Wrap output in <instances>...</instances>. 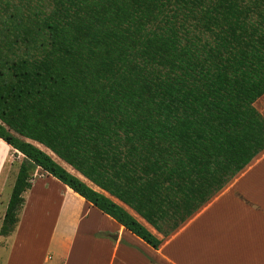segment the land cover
I'll return each instance as SVG.
<instances>
[{
    "label": "trees",
    "instance_id": "1",
    "mask_svg": "<svg viewBox=\"0 0 264 264\" xmlns=\"http://www.w3.org/2000/svg\"><path fill=\"white\" fill-rule=\"evenodd\" d=\"M263 94L264 0H0V235L40 169L157 249L146 224L167 237L264 149Z\"/></svg>",
    "mask_w": 264,
    "mask_h": 264
},
{
    "label": "crops",
    "instance_id": "2",
    "mask_svg": "<svg viewBox=\"0 0 264 264\" xmlns=\"http://www.w3.org/2000/svg\"><path fill=\"white\" fill-rule=\"evenodd\" d=\"M253 106L264 119V94ZM11 151L22 157L0 139V227L18 171ZM36 171L13 231L0 235V264H264V149L167 237L146 224L157 249Z\"/></svg>",
    "mask_w": 264,
    "mask_h": 264
},
{
    "label": "rangeland",
    "instance_id": "3",
    "mask_svg": "<svg viewBox=\"0 0 264 264\" xmlns=\"http://www.w3.org/2000/svg\"><path fill=\"white\" fill-rule=\"evenodd\" d=\"M13 151H11V153H10V159H9V161H8V165L10 166V168H11V170H12V172H14V171H16V169L18 168V166H19V164H20V162H21V158H17V157H15L14 155H13V153H12ZM57 159V158H56ZM61 165H65L62 161H58ZM65 168L66 167H68V169H71L69 166H64ZM67 169V168H66ZM67 169V170H68ZM72 170V169H71ZM69 171V170H68ZM73 171V170H72ZM71 172V171H70ZM74 172V171H73ZM75 173V172H74ZM37 174V171L35 170L34 171V176ZM33 176V177H34ZM14 177H15V175H14ZM13 179V178H12ZM10 188H6V191H5V193H4V195H3V199L2 200H4V199H6V198H8L9 197V195H10Z\"/></svg>",
    "mask_w": 264,
    "mask_h": 264
}]
</instances>
